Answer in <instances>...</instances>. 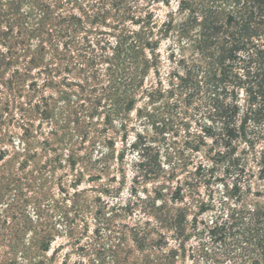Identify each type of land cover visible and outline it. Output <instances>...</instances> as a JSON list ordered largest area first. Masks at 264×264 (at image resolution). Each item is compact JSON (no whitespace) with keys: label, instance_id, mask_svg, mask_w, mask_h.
<instances>
[{"label":"trees","instance_id":"1","mask_svg":"<svg viewBox=\"0 0 264 264\" xmlns=\"http://www.w3.org/2000/svg\"><path fill=\"white\" fill-rule=\"evenodd\" d=\"M31 1L36 25L22 23L10 37L12 15L4 7L20 14L19 5ZM160 2L167 0H0V22L7 19L0 32V85L11 95L37 92L36 81L25 83L35 79L31 67L49 50L51 60L39 70L44 82L77 77L92 121L103 115L105 124L120 120L125 129L123 120L143 98L137 115L157 137L182 132L183 146L205 148L210 163L180 180L187 163L178 146L164 166L159 151L149 159L146 138L135 137L137 179L163 181L148 197L150 219L131 233L141 253L156 256L145 264H175L178 254L191 264H264V0H180L182 20L158 25L152 7ZM26 35L36 42L32 50V40L21 38ZM169 38L178 49L168 55L175 67L167 85L158 77L145 86L150 69L159 76L157 48ZM19 54L30 58L10 71ZM51 238L44 232L42 251Z\"/></svg>","mask_w":264,"mask_h":264},{"label":"rangeland","instance_id":"2","mask_svg":"<svg viewBox=\"0 0 264 264\" xmlns=\"http://www.w3.org/2000/svg\"><path fill=\"white\" fill-rule=\"evenodd\" d=\"M179 2L155 4L152 11L156 23L162 25L171 19L179 23L183 18ZM19 6L20 14L4 7L12 15L13 38L22 23L36 25L38 19L32 1ZM5 21L1 19L0 32L5 30ZM21 38L32 40L28 35ZM30 43L32 50L36 42ZM173 49L178 48L171 38L159 42V76L150 69L145 86L153 85L158 77L167 85V75L175 67L168 61ZM29 58V54H19L10 71L21 69ZM50 60L51 52L46 50L44 61L31 67L35 79H27L25 84L36 81L37 92L23 89L11 95L0 85V158L4 157L0 160V264L153 262L155 254L141 253L131 233L150 219L145 215L148 197L163 181L137 179L141 158L131 145L137 135L146 138L141 140L145 155L154 158L159 151L164 166L173 146H178L182 161L187 163V168L177 174L180 180L201 163L210 168L205 148L195 152L184 147L182 132L177 137L168 135L165 140L157 137L137 115L136 110L145 107L143 98H137L135 110L123 120L125 129L120 127V120L105 124L103 115L92 121L88 105L79 98L77 77L55 75L51 84L44 82L46 74L39 70ZM45 109L46 115L42 114ZM71 112L76 114L70 117ZM204 174L209 175L206 170ZM206 191L200 185L204 197ZM44 232L52 237L47 252L41 247ZM175 264L191 263L178 254Z\"/></svg>","mask_w":264,"mask_h":264}]
</instances>
